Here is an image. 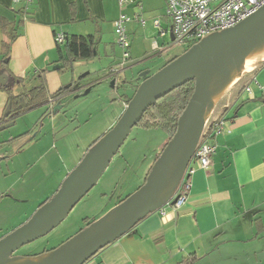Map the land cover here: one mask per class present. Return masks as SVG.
Listing matches in <instances>:
<instances>
[{
	"label": "crops",
	"instance_id": "obj_1",
	"mask_svg": "<svg viewBox=\"0 0 264 264\" xmlns=\"http://www.w3.org/2000/svg\"><path fill=\"white\" fill-rule=\"evenodd\" d=\"M143 2L133 0L130 4L137 22L128 27L132 42H146L144 50L130 44V59L142 57L146 51L165 55L172 46L166 3L162 12L161 8L144 10ZM19 8L12 0H0V88L10 86L12 77L33 78L35 82L44 72L49 95L60 89L67 93L52 103L53 108L61 107L56 111L44 105L26 112L36 113V120L31 119L32 128L19 139L20 135L9 133L11 125L6 127L15 121L4 120L8 95L0 90V177L13 183L12 188L6 183L1 186L0 193L6 194H1L0 206L4 197L17 201L23 197L13 188L22 180L20 175H30L31 164L40 172L36 181L45 180L46 172L54 181L44 198L37 197L30 212L14 214L11 219L2 216L8 223L0 230V238L27 221L56 193L86 152L118 120L144 79L134 75L129 62L119 68L121 50L113 34V22L121 13L118 0H32L25 13L19 14ZM140 19L150 22L153 30L146 31V22L144 30L139 28ZM4 31L15 36L6 59L2 43L8 42V37ZM55 34L93 36L94 56L73 62L70 72L59 74ZM166 36L168 43L164 44L161 40ZM154 43L159 49L153 48ZM162 61L158 58L153 66ZM260 64L241 77L209 118V122L222 119L223 131L211 141L215 152L208 170L199 168L194 159L190 161L193 173L184 204L177 210L171 208L176 187L168 203L85 264H264V65ZM19 90L13 86L14 93ZM165 144L166 137L159 151ZM26 146L30 148L26 150ZM120 201L101 215L107 216ZM47 254L14 255L13 260L51 255Z\"/></svg>",
	"mask_w": 264,
	"mask_h": 264
},
{
	"label": "water",
	"instance_id": "obj_2",
	"mask_svg": "<svg viewBox=\"0 0 264 264\" xmlns=\"http://www.w3.org/2000/svg\"><path fill=\"white\" fill-rule=\"evenodd\" d=\"M169 36L170 40H173L171 29ZM263 40L264 6L238 25L202 39L154 74L143 73V81L138 85L118 120L86 152L56 193L27 221L0 238V264L15 259L13 254L19 248L47 235L65 220L71 210L97 184L146 110L173 90L194 81L193 93L178 118L175 134L154 161L143 185L115 207L114 219L105 225L102 231L90 233L93 226L105 224L111 211L49 252L50 257L25 264H85L100 250L169 202L172 192L192 160L204 129L213 78L218 73L227 74V63L241 62L243 56ZM2 83L0 79V84ZM60 108L55 106L53 110ZM9 110L8 104L4 117L8 116ZM173 162L174 166L171 167ZM169 181L174 183L167 198L161 204H154L159 189ZM75 238L81 239L76 248L59 253L61 248Z\"/></svg>",
	"mask_w": 264,
	"mask_h": 264
},
{
	"label": "rangeland",
	"instance_id": "obj_3",
	"mask_svg": "<svg viewBox=\"0 0 264 264\" xmlns=\"http://www.w3.org/2000/svg\"><path fill=\"white\" fill-rule=\"evenodd\" d=\"M164 3L165 2H163V0H144L143 8L144 10L147 8H161L162 12H164ZM132 9V5H128L126 8L120 10L121 13L133 19L131 20V22H128L125 25L129 43L131 44V47H135V49L144 50L146 42L140 40L132 42L133 38L128 30V27L131 23H137L136 20L134 21V16L132 15L133 13H131ZM139 21V28L143 29L144 26L142 25L144 24H142L141 22L143 21L146 22V31L150 32L153 30L152 25L147 20L140 19ZM114 39L116 40L115 34ZM161 41H164V44H167L168 36L162 38ZM185 50L187 49H185L184 46L172 45L165 50V55L162 53L158 54L154 51H146L147 53L142 57H131V59H129L128 64H131V68L129 69H134V75L138 79H141L143 78V73L150 71L149 74H154L155 72H151L155 71L156 66L157 68H159V66H161L162 64L166 65L167 61L174 58L175 56L181 55ZM160 57L163 58L162 63L160 65L157 64L154 67L153 65H155V62ZM233 66L235 65H232V63H228V68L232 69ZM162 67H160V69ZM240 80L241 78L235 84H233V86L230 87L231 89L229 88L223 93L222 97L217 101L215 106L212 107L213 109H211L208 113L206 121H209L212 113L222 103V101L227 98L230 92L234 91V89L238 86ZM35 114L36 113L34 112H30L15 117L12 120V122L15 121V123L13 125L12 123L8 124L11 125L10 127H8L9 133L13 134V136L19 137L20 134H23L24 132L29 130V128H32L31 119H34L33 117L36 118L37 114ZM8 125H6V127ZM21 137L22 135H20L19 139ZM165 137V133L160 129L143 130L140 127H134L128 135L127 139L120 147L117 154L112 158L109 166L104 171L97 184L71 210L65 220H63L47 235L19 248L13 255H36L43 251H49L58 248L70 237L83 231L86 228L87 223H95L96 221L100 220L104 216L101 214H104L108 207L114 204L116 205L120 200H123L126 197L130 196L143 185L144 174L147 169L153 165L154 160L157 159L158 154L160 153L158 147L163 142V140H165ZM29 148L30 146H26L25 149L27 150ZM33 168L34 167L31 164L32 171L30 172V175H20L19 177L22 180L14 185L15 187L13 189L16 191V193L17 191H19L21 194H23V197H19V201H17L18 198H15L13 200L5 197L2 198L4 199V201L0 206V209L3 210L0 213V230H3L8 223L2 216L6 214V216L10 217L14 214L18 215L17 213L22 212L24 214H27L28 212H30L31 208L36 206L37 197H39V195H43L44 198L46 196L45 194H47L54 186V181L51 180L52 177L50 179V175L48 176L47 172L43 175L44 177H46L45 180L39 179L38 181H36L37 175H40V172H38L36 169L33 170ZM31 173H33L35 176H33V174ZM11 182L12 180L9 179H6V182H4V179L0 177V189L2 188L1 186L5 185V183L9 184L12 188L13 183ZM1 194L5 196L6 193H0V197ZM35 211H37V209ZM35 211L31 213L30 217L35 213Z\"/></svg>",
	"mask_w": 264,
	"mask_h": 264
},
{
	"label": "built area",
	"instance_id": "obj_4",
	"mask_svg": "<svg viewBox=\"0 0 264 264\" xmlns=\"http://www.w3.org/2000/svg\"><path fill=\"white\" fill-rule=\"evenodd\" d=\"M166 3L165 15L170 21L173 40L170 45L184 46L189 49L198 44L202 39L219 33L225 29L234 27L250 17L261 7L264 0H164ZM32 0H12V4L18 7L27 6ZM133 0H118L119 9H124ZM132 19L120 13L113 22L115 43L121 50L119 68H123L130 59V43L125 25ZM144 24L143 21H141ZM55 43L61 45L64 42L63 34H55ZM154 49H159L154 43ZM113 73V72H112ZM53 102H49V109L53 108ZM222 119L216 120L210 126L206 121L200 139L196 146L192 159L198 167L208 170L211 158L215 152V146L211 142L213 137L223 131ZM210 128V130H209ZM193 169L187 166L180 182L174 200L171 202L173 210L179 209L185 202L190 189V176ZM168 203V202H167Z\"/></svg>",
	"mask_w": 264,
	"mask_h": 264
},
{
	"label": "trees",
	"instance_id": "obj_5",
	"mask_svg": "<svg viewBox=\"0 0 264 264\" xmlns=\"http://www.w3.org/2000/svg\"><path fill=\"white\" fill-rule=\"evenodd\" d=\"M25 11L26 8L21 7L19 8L18 13L22 14L25 13ZM6 34L8 42L2 43V52L5 59L8 56L10 42L15 38L12 32H6ZM95 46L96 44L93 36H64V42L61 45L56 44L59 63L57 72L59 74H65L71 71L73 62L91 59L94 56ZM262 65H264V62L260 64V66ZM44 75L45 73L41 72L36 76L37 78L34 77L37 79L35 82L31 81L33 78L28 79L22 77H12L10 86H2L0 88V90L7 93L8 104L10 105L9 114L4 120H8L10 122L15 117L23 115L32 109L49 105L50 101H58L60 97L67 93V89H60L55 94L49 95L46 90ZM13 86L20 87L18 93H14ZM193 89L194 81H190L165 95L146 110L141 120L135 127H140L143 130L160 129L165 133L168 142L176 132L178 118L189 101L191 94L193 93ZM130 99L131 98L127 100V103ZM213 123L214 122L210 121V126L213 125ZM125 199L121 200L120 203ZM45 203H43L41 207ZM91 223H87L86 227H88ZM53 250L43 251L34 256H40Z\"/></svg>",
	"mask_w": 264,
	"mask_h": 264
},
{
	"label": "bare ground",
	"instance_id": "obj_6",
	"mask_svg": "<svg viewBox=\"0 0 264 264\" xmlns=\"http://www.w3.org/2000/svg\"><path fill=\"white\" fill-rule=\"evenodd\" d=\"M264 62V40L260 43H258L254 49H252L249 53L245 54L243 56V59L241 62L237 64H232L235 65L233 68H228L227 74L223 75L221 73H218L214 78L213 81L210 85V90H209V97H208V110H207V115L216 103V101L223 95V93L229 89L233 84H235L244 74L249 73L253 71L260 63ZM228 66V63H227ZM174 166V162L171 164V167ZM174 181H169L165 185H163L155 199H154V204H160L163 203L171 188L173 187ZM168 193V194H167ZM167 195V196H166ZM166 197V198H165ZM163 201V202H162ZM115 216V211H112L108 217L105 220L104 225L100 226H93L90 230V233H98L102 231V229L107 225L109 222H111L114 219ZM81 241L80 238H75L68 247H63L59 251V253H63L66 251H69L71 249H74L77 247L79 242ZM49 256L46 257H37L34 259H27V260H9L3 264H25L29 262H37V261H42ZM43 257V258H42ZM26 259V258H24Z\"/></svg>",
	"mask_w": 264,
	"mask_h": 264
}]
</instances>
